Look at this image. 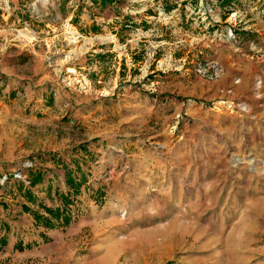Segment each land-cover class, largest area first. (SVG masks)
<instances>
[{
  "label": "rangeland",
  "instance_id": "obj_1",
  "mask_svg": "<svg viewBox=\"0 0 264 264\" xmlns=\"http://www.w3.org/2000/svg\"><path fill=\"white\" fill-rule=\"evenodd\" d=\"M116 1L0 0L30 67L0 105V264H264V62L216 88L223 64L178 44L258 26L200 0ZM261 42L237 56L264 59ZM209 59L220 74L197 71Z\"/></svg>",
  "mask_w": 264,
  "mask_h": 264
},
{
  "label": "crops",
  "instance_id": "obj_2",
  "mask_svg": "<svg viewBox=\"0 0 264 264\" xmlns=\"http://www.w3.org/2000/svg\"><path fill=\"white\" fill-rule=\"evenodd\" d=\"M8 2L9 0H6V5H8ZM98 2L100 4L101 0H98ZM102 2L110 6L113 10V13L116 12L115 9L118 5L116 0H102ZM200 2L206 5L209 11H211L214 17L219 21L226 22V19L224 18L225 15L223 14L228 13L230 10L238 11L242 15V19L240 20H247L249 24L258 26L259 33L245 30L240 25L241 22H239V20L237 22H232L234 21V18L231 17L230 21L232 23L229 22V24L226 23L224 25H231L235 27L236 34L238 33L240 35L238 39L230 40L229 38H222V29L217 31V33L220 35L219 39L217 40L211 37V33L208 34L207 31L209 30L207 29L201 31V34L189 32L188 30L183 29L181 34L179 33V37L183 38L178 44L186 48V53L189 52L190 55H199L200 58H215L223 64V73L220 75V77L213 80L216 84V88H224L227 86L228 82H230L231 78L235 75H238V78H243V75L246 74L251 76L253 69L257 68L260 62H264V59H262L260 55L252 54L248 55L251 59L244 61L245 58H243V56L239 57L237 54L243 53L246 50L249 51L247 44L249 41H254L258 44L263 43L261 40L264 39V22L262 17L260 18L262 15L260 7H262V4H264V0H200ZM172 6L174 7L175 5ZM114 16L116 15L114 14ZM6 22V19H4V13H0V105L2 99L10 95H12V101L18 99L21 96L22 91H24L26 86L30 84V81L27 80L30 78V76L25 70L26 67L23 66V51L21 43L18 40L13 39V42L10 43L11 45L7 46L6 48V41L4 39L5 32H7L5 26ZM184 22L185 21H180L181 24ZM158 40L159 42H166L162 36ZM159 46L164 48V45ZM253 55L255 57L254 59H252ZM170 57H172V55ZM28 68L30 67H27L26 69ZM17 94H19L18 97H15ZM0 109L2 108L0 107ZM7 110L13 117H17V120L20 123L22 116L21 110ZM54 160L57 163L62 165L64 164V159L60 157L58 158L57 155L52 159V161ZM6 229V225H2L1 232H4L5 234V244L7 243L8 239ZM39 243V241H36L33 247L38 246ZM13 244L14 248L15 246L18 248H22V246L31 248L30 243L27 241L25 243H20V241L15 240Z\"/></svg>",
  "mask_w": 264,
  "mask_h": 264
},
{
  "label": "built area",
  "instance_id": "obj_3",
  "mask_svg": "<svg viewBox=\"0 0 264 264\" xmlns=\"http://www.w3.org/2000/svg\"><path fill=\"white\" fill-rule=\"evenodd\" d=\"M230 33H231V35L233 34V32H231V31H230ZM196 69H197L198 72H199V70H203V71L208 72V73H211V72L217 73V75L220 74L221 71H222V67H220V65L216 61H213L211 59H209V60H203V61L198 62V66H197ZM262 69L264 70V66L262 67ZM260 79H261L260 77H257V79L255 80L256 84L258 82H260ZM237 80H238L237 77H235L233 79L234 82L237 81ZM225 91L226 92H229L230 90L229 89H226ZM229 99L230 98H226L225 100H229ZM230 100H232V99H230ZM233 102L234 101H231V103L233 105H231L229 103L230 104L229 106H232V107L237 108L239 110L247 111L246 108H245V106H244V102H242L240 100L239 101H235L234 103ZM120 209H121V214L120 215L123 216L125 214V211L126 210L124 208H120Z\"/></svg>",
  "mask_w": 264,
  "mask_h": 264
},
{
  "label": "trees",
  "instance_id": "obj_4",
  "mask_svg": "<svg viewBox=\"0 0 264 264\" xmlns=\"http://www.w3.org/2000/svg\"><path fill=\"white\" fill-rule=\"evenodd\" d=\"M41 176L40 175H37L34 179H32L30 182L32 184H34L35 182H38L40 180ZM28 193V192H27ZM44 207V210H48L50 212V208H48L47 206L43 205ZM61 211V209H55V211H51V213L54 215H57L59 214V212ZM35 216L39 217L38 214L34 213ZM42 217V216H41ZM4 243V238L3 236L0 235V247L1 245Z\"/></svg>",
  "mask_w": 264,
  "mask_h": 264
}]
</instances>
